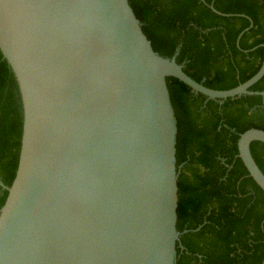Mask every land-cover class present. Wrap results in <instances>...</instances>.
I'll use <instances>...</instances> for the list:
<instances>
[{
    "label": "water",
    "instance_id": "water-1",
    "mask_svg": "<svg viewBox=\"0 0 264 264\" xmlns=\"http://www.w3.org/2000/svg\"><path fill=\"white\" fill-rule=\"evenodd\" d=\"M0 51L24 116L0 209V264H177V121L167 78L213 100L264 96L250 90L264 60L245 83L208 88L155 52L129 0H0ZM253 142L264 144V130L241 134L238 156L264 191Z\"/></svg>",
    "mask_w": 264,
    "mask_h": 264
},
{
    "label": "trees",
    "instance_id": "trees-1",
    "mask_svg": "<svg viewBox=\"0 0 264 264\" xmlns=\"http://www.w3.org/2000/svg\"><path fill=\"white\" fill-rule=\"evenodd\" d=\"M129 2L155 52L175 57L208 88H235L262 65L264 0ZM167 85L177 121V264H264V191L238 156L240 135L264 130V96L213 100L173 77ZM250 90L264 92V77ZM23 119L17 79L0 51V209L17 173ZM251 152L264 173V144L253 142Z\"/></svg>",
    "mask_w": 264,
    "mask_h": 264
}]
</instances>
